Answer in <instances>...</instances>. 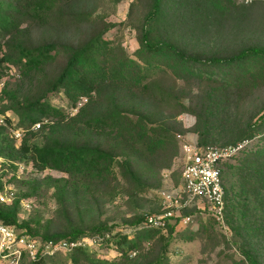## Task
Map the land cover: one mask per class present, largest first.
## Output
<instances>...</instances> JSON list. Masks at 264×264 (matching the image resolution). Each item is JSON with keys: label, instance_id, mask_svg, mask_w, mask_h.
Masks as SVG:
<instances>
[{"label": "trees", "instance_id": "1", "mask_svg": "<svg viewBox=\"0 0 264 264\" xmlns=\"http://www.w3.org/2000/svg\"><path fill=\"white\" fill-rule=\"evenodd\" d=\"M72 2L0 0V50L5 46L0 62L19 63L22 74L39 87L21 97L14 94L15 88L3 87L9 99L2 102V111L13 123L10 109L17 117L14 126L25 133L16 145L0 125V156L32 160L38 168L63 173L24 180L23 195L39 197L51 189L55 213L67 225L53 230L51 219L45 223L39 217L19 220L20 196L10 204L0 202V220L42 239L92 237L100 244H111L117 254L113 258L97 254L93 241L49 255L37 253L33 259L23 256L19 264H170L167 252L178 216L154 226L144 223L145 212L135 210L123 221L131 225L128 232L114 222L86 220L84 215L93 211L99 215L105 196L133 200L150 186L149 178L181 149L176 134L183 129L175 118L185 110L196 115L199 145L249 141L258 134L254 145L232 155L235 162L222 163L223 215L241 236L242 261L263 264L257 248L264 244V108L243 118L236 107L246 89L264 81V45L251 43L222 54L215 46L197 44L206 26L231 13V8L238 12V20L246 17L248 3L149 0L138 27V46L130 55L104 36L109 21L72 8ZM25 21L93 28L75 42L52 38L32 43L29 28L22 26ZM59 57V66L47 72V65ZM167 76L172 84L166 82ZM190 78L209 82L206 95L198 100L192 101L174 85L178 79ZM59 89L71 105L82 96L86 100L70 115L48 99L50 92ZM44 117L50 120L42 122ZM37 121L41 123L35 128ZM197 209L196 204L184 207L180 216Z\"/></svg>", "mask_w": 264, "mask_h": 264}, {"label": "rangeland", "instance_id": "2", "mask_svg": "<svg viewBox=\"0 0 264 264\" xmlns=\"http://www.w3.org/2000/svg\"><path fill=\"white\" fill-rule=\"evenodd\" d=\"M245 3V2H244ZM72 8H82L90 11L109 21L111 25L105 31L104 36L116 43H120L124 49L132 55L133 51L138 46L137 33L141 20L149 8V0H73ZM235 4H240L234 2ZM248 11L246 17L238 20V12H235V7L231 8V13L211 22L206 26V31L202 32L198 45L215 46L219 48L222 54L231 53L244 45L256 43L264 45V0H253L248 2ZM22 26L29 28L30 42L36 43L42 40L52 38L63 41L75 42L86 35L93 28L91 24L78 25H58V24H37L35 22L25 21ZM211 35L209 36V34ZM5 46L0 50L2 56ZM61 57L47 65V72H53L60 64ZM166 80V78H165ZM0 81L3 82V87L15 88V95L19 97L27 95L29 91L38 90V86L32 85L30 80L21 72V66L18 63L1 61L0 62ZM166 82L173 83V79L167 76ZM215 84L216 82H211ZM176 88L182 89L188 93L192 101L200 99L206 95L209 82L205 79L190 78L186 81L180 79L174 82ZM240 101L237 104V112L243 117H249L259 108H264V81H259L258 85L253 89H246ZM1 104L6 103L9 96L0 94ZM50 102L63 108L70 115L75 113L78 107L86 100L82 96L76 103L71 105V102L62 89L50 92L48 95ZM3 102V103H2ZM8 112L14 123L17 117L10 109ZM181 123L183 130L178 131L185 134L189 139L198 138V133L194 129L196 115L185 110L176 115L175 118ZM50 117H44L42 122H47ZM22 130V136L25 129ZM177 136V134H176ZM259 136L256 134L246 145L251 146L256 143ZM20 139L14 138V144L18 145ZM222 141H216L214 144H221ZM180 150V151H179ZM2 171L0 173V181L2 182L1 190L9 195L7 201L0 202L10 204L14 197L20 196L19 220H30L32 217H39L42 223L47 219H51V229L64 228L67 224L62 216L55 213L56 202L51 195V189L47 190L45 195H23L27 190V185L24 180L32 176H45L51 174L59 176L63 174L53 168H38L32 160L23 158H7L0 156ZM236 157H231L230 162H235ZM181 171V149L174 154L171 159L166 161L162 167L158 169L150 180V186L140 193L135 199H128L117 195L109 200V196H105L106 200L99 207L100 214L96 211L85 214L86 220H96L100 218L108 222H114L116 228H121L124 231H130L131 225L123 223L125 219L131 218L133 212H145L147 214L158 213L163 206L160 190L163 186L170 184V181L175 183L180 180ZM168 176H165V173ZM197 210L190 214L189 219H184L180 215L172 216L169 221L173 222L175 217L174 238L170 241L168 248V256L170 264H245L243 253L239 247L241 236L234 232L225 221L215 219L211 214V204L204 199H198ZM76 216L74 215L73 219ZM166 232V229H163ZM149 243L144 242V247L147 248ZM92 248L96 249V253L107 258H113L117 253L111 244H100L97 241L92 243ZM264 264V244H260L257 248Z\"/></svg>", "mask_w": 264, "mask_h": 264}, {"label": "built area", "instance_id": "3", "mask_svg": "<svg viewBox=\"0 0 264 264\" xmlns=\"http://www.w3.org/2000/svg\"><path fill=\"white\" fill-rule=\"evenodd\" d=\"M251 2L253 0H239ZM3 82L0 81V94ZM41 121L34 123L33 127L40 126ZM0 125L7 128L13 138L21 139L22 128L13 127L7 121L1 108L0 96ZM181 142V171L180 180L163 186L160 190L162 196V209L156 214H147L145 224L159 226L174 215H181L184 207L197 204L198 199H204L211 204V214L218 220L224 221V185L222 179V163L232 157L247 143L248 139L228 144L199 145L197 139H189L185 134L177 133ZM2 171L0 158V173ZM168 176V173H165ZM1 179V178H0ZM1 187V185H0ZM9 195L0 188V200L7 201ZM189 219L190 215H182ZM96 239L83 237L78 240L42 239L35 237L16 227L14 224L0 220V264H19L21 257L35 258L37 253L53 254L58 250H68L76 244L90 243Z\"/></svg>", "mask_w": 264, "mask_h": 264}]
</instances>
